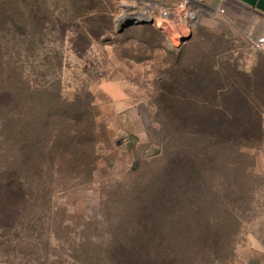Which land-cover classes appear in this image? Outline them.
<instances>
[{"label": "rangeland", "instance_id": "374dc122", "mask_svg": "<svg viewBox=\"0 0 264 264\" xmlns=\"http://www.w3.org/2000/svg\"><path fill=\"white\" fill-rule=\"evenodd\" d=\"M97 2L102 34L85 38L75 32L86 24L74 18L72 0H0V11H10L0 23V41L10 47L0 74L24 71L34 82L56 76L64 100H78L75 110L93 100L95 122L85 169L65 152V140L56 152L47 134L28 169L20 126L46 123L50 104L38 118L18 103L12 109L18 173L0 153V264H239L264 246V131L239 149L234 142L245 134L212 136L209 127L226 121L219 111L239 87L251 89L264 122V49L207 14L183 35L157 10L152 22L141 20L148 0ZM30 14L35 21L25 28ZM192 66L199 110L189 122L201 135L183 136L163 111L162 93L171 74ZM4 145L0 137V152ZM8 178L17 194L26 190L25 201L6 194Z\"/></svg>", "mask_w": 264, "mask_h": 264}, {"label": "trees", "instance_id": "16d2710c", "mask_svg": "<svg viewBox=\"0 0 264 264\" xmlns=\"http://www.w3.org/2000/svg\"><path fill=\"white\" fill-rule=\"evenodd\" d=\"M72 6L74 18H80V20L86 24L85 29H77L75 31L77 35L81 34V36H85V38H97L102 34L101 27H96V23H98L95 18L98 12L97 0H72ZM8 12H10L8 9L0 11V23L6 24L7 18L5 16ZM41 20L42 28H45L44 22L47 21V14H44ZM34 21L35 14H30L28 19L23 21V24L26 28L29 27V25L31 26ZM8 51L10 52V47L7 46V43L0 41V68L2 67L4 69L3 66L6 63L3 61V58ZM6 66L9 68V65L6 64ZM11 68L14 71L15 69H19L13 66ZM23 72L24 71L19 73L0 74V120L2 121L1 125L6 127L4 131L0 132V137L4 138L6 141V146H1L3 152L0 153H3L1 154V161L5 162L6 169H11L10 172L18 173L16 170L12 169L14 162L10 160L14 152L16 134L18 133V131H16V114L12 112V109H18L15 107L17 103L20 106L23 105L24 108L22 109H25L27 114L37 118L40 117V112L43 111V104L49 103V107L51 108V113L48 115L46 123L40 120L41 123L36 126L34 125V119H32L26 121L23 129L20 126L24 137H28V145L26 148L29 155H27L26 160V162L29 163L28 169H31L33 165V153L43 152L42 149H44V147H41L40 143L42 135L44 134L48 136L47 141L54 144V147H57L53 148L56 152L61 148L58 141L65 140V152H68L72 157L71 159L77 169H85L88 165V150L86 148L91 147L90 142H95V131L92 129V124L95 122L93 117L89 115V109H91L93 100L91 99L87 104H80L82 109L75 110L74 107L78 104V100L72 103L64 100L61 90L58 87L60 79L56 76L48 80L44 78L48 73L41 74L43 79L34 82L30 77L24 76ZM208 72H210V70ZM170 80L171 81L169 83L167 82L164 87L162 99L164 103L163 111L172 121L174 132L183 136L187 133L190 135H201V132L195 129L196 126L194 127V125L189 122V118L199 110L196 107V103H194L199 94L192 87L194 83L193 66L191 68H185L176 74H171ZM246 80L250 82L251 79L246 76ZM246 84L250 87L249 83L246 82ZM252 87L259 89L256 87V84L253 83ZM236 92L237 97L236 99H232L231 105L226 107L225 110L219 111L220 113L226 114V121L219 125H216L217 123L211 125L209 128L212 136L222 133L245 134V136H240L243 137L240 138L241 140L234 142L240 149L253 143L252 141H254V139L258 140L261 138L264 131V122L262 117L263 111L256 106L251 97L247 95L248 92L249 94L251 93V89L248 87H239ZM6 93L9 94V96H7L8 99L4 97ZM237 100L241 103L244 101V105L238 104L236 102ZM32 111H36L38 114H32ZM245 114L248 116V119L242 124H236L232 121V118H242ZM64 119L66 120L65 122ZM219 141L221 140H217L216 142L220 144L221 142ZM225 143H228V141L222 142V144ZM212 149L217 148L212 147ZM19 176L18 174V177ZM6 185V194L8 196L10 195L9 198L12 199L11 195H15L14 197L19 196V200L25 201L26 190H24V188H22L23 192L20 195V192L17 194L15 190L12 189L14 186H11L12 182L9 178L6 181ZM19 189L21 190L20 186L16 188V190L20 191ZM0 194V198L3 199L4 194L2 192Z\"/></svg>", "mask_w": 264, "mask_h": 264}, {"label": "crops", "instance_id": "0c3cea01", "mask_svg": "<svg viewBox=\"0 0 264 264\" xmlns=\"http://www.w3.org/2000/svg\"><path fill=\"white\" fill-rule=\"evenodd\" d=\"M191 1L204 9L203 17L207 14L217 23L232 25L245 33L250 40L264 35V0ZM180 2L181 0H148L149 12L159 11L158 7H175ZM239 264H264V246L253 249Z\"/></svg>", "mask_w": 264, "mask_h": 264}, {"label": "built area", "instance_id": "2783aa9c", "mask_svg": "<svg viewBox=\"0 0 264 264\" xmlns=\"http://www.w3.org/2000/svg\"><path fill=\"white\" fill-rule=\"evenodd\" d=\"M158 9L160 11V18L165 27H172V25H174L173 23L177 22L178 25H181V28L185 29L181 31L183 35L189 32L190 27L198 23L205 14L204 9L191 0H181L175 7H158ZM147 16V19L153 18L151 12H149V15L147 13ZM251 43L256 50H263L264 35L252 38Z\"/></svg>", "mask_w": 264, "mask_h": 264}, {"label": "water", "instance_id": "95a60500", "mask_svg": "<svg viewBox=\"0 0 264 264\" xmlns=\"http://www.w3.org/2000/svg\"><path fill=\"white\" fill-rule=\"evenodd\" d=\"M141 20H143V21H151V22L153 21V19H152V18H151L150 20H149V19H147V18H145V19H141ZM126 26H127V25H125V27H126ZM186 38H188V37H186V36H185V37H182V39H181V40L183 41V40H185Z\"/></svg>", "mask_w": 264, "mask_h": 264}, {"label": "bare ground", "instance_id": "6f19581e", "mask_svg": "<svg viewBox=\"0 0 264 264\" xmlns=\"http://www.w3.org/2000/svg\"><path fill=\"white\" fill-rule=\"evenodd\" d=\"M139 15V14H138ZM141 16V15H140ZM145 18H146V16H145ZM144 19V18H143Z\"/></svg>", "mask_w": 264, "mask_h": 264}]
</instances>
